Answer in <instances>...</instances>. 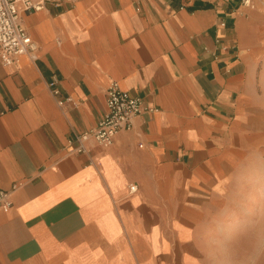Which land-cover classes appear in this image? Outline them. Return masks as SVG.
<instances>
[{"label":"crops","instance_id":"crops-1","mask_svg":"<svg viewBox=\"0 0 264 264\" xmlns=\"http://www.w3.org/2000/svg\"><path fill=\"white\" fill-rule=\"evenodd\" d=\"M259 8L79 0L22 10L39 48L0 64V187L12 190L0 264H218L216 248L239 245L262 183ZM113 80L158 110L110 147L71 153Z\"/></svg>","mask_w":264,"mask_h":264},{"label":"built area","instance_id":"built-area-1","mask_svg":"<svg viewBox=\"0 0 264 264\" xmlns=\"http://www.w3.org/2000/svg\"><path fill=\"white\" fill-rule=\"evenodd\" d=\"M79 0H0V64L11 65L23 55L32 59L38 58L39 45L26 28L21 11L30 13L42 10L47 3L73 4ZM241 5L256 9L264 0H240ZM58 93L57 90H54ZM64 100H59L63 104ZM157 107L147 103L142 95L131 93L120 88L113 80L107 88V107L97 124L83 131H76L69 140L71 153H86L89 144L110 147L115 137L123 131L133 128L137 116L153 114ZM17 187L14 184L13 189ZM136 184L130 186L136 189ZM12 190L0 187V209L8 210L12 206Z\"/></svg>","mask_w":264,"mask_h":264},{"label":"rangeland","instance_id":"rangeland-1","mask_svg":"<svg viewBox=\"0 0 264 264\" xmlns=\"http://www.w3.org/2000/svg\"><path fill=\"white\" fill-rule=\"evenodd\" d=\"M257 8L264 12L260 3ZM256 160L262 178V183L256 184V209L247 213L246 230L240 231L239 245L216 248L218 264H264V145Z\"/></svg>","mask_w":264,"mask_h":264}]
</instances>
